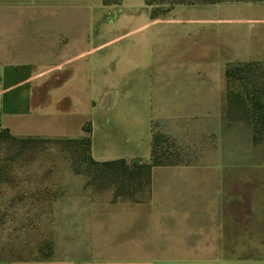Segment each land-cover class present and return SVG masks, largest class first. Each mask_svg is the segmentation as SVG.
<instances>
[{
    "label": "crops",
    "instance_id": "1",
    "mask_svg": "<svg viewBox=\"0 0 264 264\" xmlns=\"http://www.w3.org/2000/svg\"><path fill=\"white\" fill-rule=\"evenodd\" d=\"M154 8L0 0L3 131L73 140L90 123L93 159L129 164L151 163L155 135L165 138L144 200L115 202L113 189H86L70 169L62 186L73 192L57 195L41 222L53 255L31 259L3 257L0 143V264H104L94 254L111 256L105 264H264V162L241 161L243 124L227 120L225 75L264 64V3ZM246 225L260 252L242 257Z\"/></svg>",
    "mask_w": 264,
    "mask_h": 264
},
{
    "label": "rangeland",
    "instance_id": "2",
    "mask_svg": "<svg viewBox=\"0 0 264 264\" xmlns=\"http://www.w3.org/2000/svg\"><path fill=\"white\" fill-rule=\"evenodd\" d=\"M156 12L164 13L177 5H197V4H261L253 2H244L238 0H227L229 2L221 3H203L217 0H153ZM263 4V3H262ZM264 85V64H255L248 77L242 80L230 79L228 82V91L240 92L248 100L247 93L254 94L255 89ZM228 120V119H227ZM242 144L243 150L241 161L244 165L250 162H264V145L256 147L246 146L250 140L252 127L242 121ZM250 143V142H249ZM161 148L157 147V151ZM175 155V152H171ZM218 160L223 159L224 155H211ZM73 156L71 152L65 150L61 144L55 142H42L35 144V147L23 153L19 152L18 147L5 143L1 146L2 161V211H1V229L3 242V257L6 259H31L36 256H44L48 253L53 255V236L41 234V222H46L45 211L48 205L53 209V201L57 195L73 192L72 186H62L63 183L69 184L70 169H72ZM80 169L87 170V164H80ZM250 172L243 169L246 176ZM77 177L90 179L87 174H76ZM243 176V177H246ZM67 181V182H66ZM87 186V185H86ZM98 193L94 186H89ZM86 189L88 188L85 187ZM66 190V191H65ZM114 190V189H113ZM151 187L135 196L144 200L149 197ZM41 195H47L50 201L45 203L41 200ZM133 196V197H135ZM137 199V198H136ZM138 200V199H137ZM136 200V201H137ZM38 201V202H37ZM117 201V200H116ZM115 201V202H116ZM135 201V202H136ZM40 202V203H39ZM44 202V203H43ZM138 202V201H137ZM43 205V208H42ZM120 205V204H119ZM115 203V208L119 207ZM44 212V213H43ZM44 214V217H41ZM51 218V229L52 222ZM43 239V240H42ZM250 233L248 225L243 226V249L242 257L256 255L260 250L250 248ZM93 255V260L99 263H109L107 254L99 256ZM122 260V259H121Z\"/></svg>",
    "mask_w": 264,
    "mask_h": 264
},
{
    "label": "trees",
    "instance_id": "3",
    "mask_svg": "<svg viewBox=\"0 0 264 264\" xmlns=\"http://www.w3.org/2000/svg\"><path fill=\"white\" fill-rule=\"evenodd\" d=\"M107 2L108 0H104ZM244 2L264 3V0H238ZM229 2L227 0L206 1L203 3H221ZM150 6H154L153 0H147ZM156 12V11H155ZM159 13V12H156ZM255 64H246L228 67L225 71L227 81L230 79H245L248 77L249 71ZM248 100L240 92L229 90L227 93V110L226 116L229 121H244L252 127V140L255 145L264 142V85L259 89H255L254 94L247 93ZM83 130L87 134L82 139H62V140H43L38 138H17L8 131L0 132L1 146L10 143L12 146L18 147L19 152L23 153L35 147V144L42 142H55L61 144L63 148L71 152L73 156L72 169L75 174H87L89 180L87 186H94L98 191L114 189V201L123 198L129 199L136 194L149 189L152 183V171L156 166L165 164L162 159L165 154L157 151L159 144L163 143L165 138L157 134L155 135V149L153 151V159L151 163L129 164L126 160H112L98 162L93 159L91 154V125L87 123ZM80 164H87V170L80 169ZM2 172V161H1ZM48 253L47 256H50Z\"/></svg>",
    "mask_w": 264,
    "mask_h": 264
},
{
    "label": "built area",
    "instance_id": "4",
    "mask_svg": "<svg viewBox=\"0 0 264 264\" xmlns=\"http://www.w3.org/2000/svg\"><path fill=\"white\" fill-rule=\"evenodd\" d=\"M3 131L2 128H1V124H0V132Z\"/></svg>",
    "mask_w": 264,
    "mask_h": 264
}]
</instances>
